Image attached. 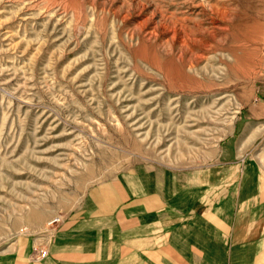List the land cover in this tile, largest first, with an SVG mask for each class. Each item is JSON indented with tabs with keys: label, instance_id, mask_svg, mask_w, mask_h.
<instances>
[{
	"label": "rangeland",
	"instance_id": "374dc122",
	"mask_svg": "<svg viewBox=\"0 0 264 264\" xmlns=\"http://www.w3.org/2000/svg\"><path fill=\"white\" fill-rule=\"evenodd\" d=\"M246 263L264 0H0V264Z\"/></svg>",
	"mask_w": 264,
	"mask_h": 264
},
{
	"label": "crops",
	"instance_id": "0c3cea01",
	"mask_svg": "<svg viewBox=\"0 0 264 264\" xmlns=\"http://www.w3.org/2000/svg\"><path fill=\"white\" fill-rule=\"evenodd\" d=\"M148 186L149 185H147V187L143 185L142 188L138 186V191L136 193V198H135L136 199L135 205L137 206V208L147 210V213L149 215H152L153 218L156 214L160 215L159 213H161L162 211H166V209L169 210L170 215H173L174 207L173 205H171L170 202H168L172 199L171 195L170 194L162 195L161 193L159 194L158 192L148 191ZM173 198L175 199V197ZM166 201L168 202V204L166 203ZM137 232H139V229L137 230Z\"/></svg>",
	"mask_w": 264,
	"mask_h": 264
},
{
	"label": "bare ground",
	"instance_id": "6f19581e",
	"mask_svg": "<svg viewBox=\"0 0 264 264\" xmlns=\"http://www.w3.org/2000/svg\"><path fill=\"white\" fill-rule=\"evenodd\" d=\"M244 253V252H243ZM248 260V259H247ZM241 262V261H240ZM247 264V263H246Z\"/></svg>",
	"mask_w": 264,
	"mask_h": 264
}]
</instances>
